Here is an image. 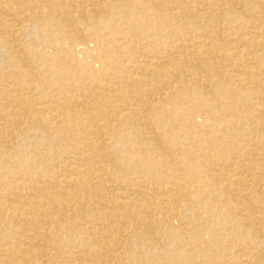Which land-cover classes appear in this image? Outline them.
Segmentation results:
<instances>
[{
  "label": "bare ground",
  "instance_id": "6f19581e",
  "mask_svg": "<svg viewBox=\"0 0 264 264\" xmlns=\"http://www.w3.org/2000/svg\"><path fill=\"white\" fill-rule=\"evenodd\" d=\"M0 264H264V0H0Z\"/></svg>",
  "mask_w": 264,
  "mask_h": 264
},
{
  "label": "rangeland",
  "instance_id": "374dc122",
  "mask_svg": "<svg viewBox=\"0 0 264 264\" xmlns=\"http://www.w3.org/2000/svg\"><path fill=\"white\" fill-rule=\"evenodd\" d=\"M90 45H91V43H90ZM93 45V44H92Z\"/></svg>",
  "mask_w": 264,
  "mask_h": 264
}]
</instances>
